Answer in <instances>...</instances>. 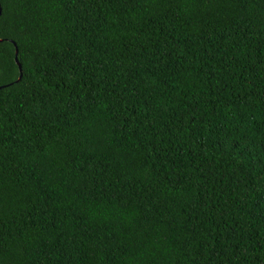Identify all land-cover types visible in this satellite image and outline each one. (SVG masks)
Segmentation results:
<instances>
[{
    "label": "trees",
    "instance_id": "1",
    "mask_svg": "<svg viewBox=\"0 0 264 264\" xmlns=\"http://www.w3.org/2000/svg\"><path fill=\"white\" fill-rule=\"evenodd\" d=\"M0 8V264H264V0Z\"/></svg>",
    "mask_w": 264,
    "mask_h": 264
},
{
    "label": "water",
    "instance_id": "2",
    "mask_svg": "<svg viewBox=\"0 0 264 264\" xmlns=\"http://www.w3.org/2000/svg\"><path fill=\"white\" fill-rule=\"evenodd\" d=\"M1 11H2V8H0V13H1ZM16 44V43H15ZM19 49L17 48V51H16V57H15V60H16V62L18 63V65H19V69H20V72H21V76H20V78H19V80H21V78H22V75H23V67H22V64L20 63V61H19ZM1 88V87H0Z\"/></svg>",
    "mask_w": 264,
    "mask_h": 264
}]
</instances>
